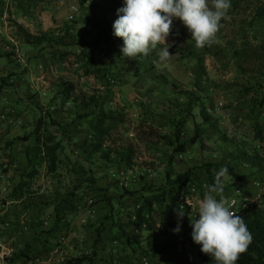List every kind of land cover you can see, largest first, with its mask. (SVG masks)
I'll return each mask as SVG.
<instances>
[{
	"label": "rangeland",
	"instance_id": "1",
	"mask_svg": "<svg viewBox=\"0 0 264 264\" xmlns=\"http://www.w3.org/2000/svg\"><path fill=\"white\" fill-rule=\"evenodd\" d=\"M23 2L25 0H4L3 4L0 3V48L15 50L20 58L17 63L9 58H0V74L27 68V73L21 79L0 89L1 263L58 264L69 256L94 249L95 264H144V257L148 262L152 259V263L161 264L162 258L170 255L191 262L197 244L192 240L189 218H174L170 211L155 205L157 211L152 213L149 225H138L132 218L136 203L134 196L122 194L124 188L140 192L142 187L158 186L164 181L169 146L162 136L171 135L168 118L181 115L180 109L187 100L182 95L184 90L199 92L218 126V131L211 128L210 135L204 134L201 143L189 145L186 153L174 158L173 174L196 166L194 174L198 180L195 184L199 189L185 197V204L188 205L185 208L186 217L198 213V202L210 186V173L205 170V163L220 160L229 163L225 155L229 154L233 144L249 148L253 145L254 115L249 113L251 96L243 95L241 87L259 61L249 55L243 59L241 36L247 32V38L254 44L264 37V21L257 20L251 29L248 27L255 8L264 5V0H241L232 17L217 33L216 42L203 49L195 47L187 28L179 19H174L167 40L171 45L169 52L174 56L164 64L159 63L155 52L136 59L123 57L121 49L114 48L112 42L113 48L108 46L110 38L106 37V42L99 45L101 51L95 54L100 60L113 57L114 68L108 74H115L112 75L117 79L114 83L102 75V71L85 75L82 61L76 64L75 55L60 60L56 54L47 59L46 65L41 63L37 66L39 59L31 58L36 50L19 47L22 46L18 34L21 25L34 34L47 31L62 36V45H57L56 49L58 52L70 49L72 39L65 32V24L71 23L68 18L72 13L71 5L80 9V0H36L33 6L27 3V10L21 11L18 4ZM120 3L123 6V0H88L83 12L87 13L93 8L96 13L86 18L85 32L79 25H75V30L93 41L96 33L100 32L101 12L96 11L98 5L105 7L106 18L114 22L118 18ZM78 12L75 16L79 15ZM105 46L109 47L112 55L107 51V55L102 52L106 50ZM61 78L75 84V94L79 97L86 96V100L94 95L96 103L103 105L106 112L117 118L115 124L109 121L113 126L104 144L113 150L111 161L104 160L101 151L92 154L89 148L82 146L89 127L86 123L81 124L80 119L75 123L73 120L70 122L74 113L69 105H65L54 113L59 120L62 119L63 124L70 125L68 132L71 140L60 154L62 161L55 175L47 173L45 167L40 168V173L30 181V192L16 197L18 193L15 187L26 166L23 156L25 142L16 141L6 148V141L22 136L33 128L40 113L34 102L46 106ZM148 79L156 82L146 85ZM255 90L252 89L254 95ZM218 101H222L223 105L217 112L215 107ZM16 108L22 110L19 115ZM196 120H200L198 115ZM188 123L191 129L194 128L191 120ZM191 134L192 131L187 137ZM128 148L133 153L130 165L126 161ZM247 172H250L248 167L240 166L234 173L240 176ZM226 180L233 184L230 190L224 187L227 199L238 186L251 200L264 193L262 171L250 175L241 183L229 176ZM104 189L111 196L115 222L125 228L133 239L129 244H124L125 237L121 241L113 240L117 229L111 224V219L104 218L109 209L106 201L101 199ZM65 199L75 204L77 209L56 224L54 206ZM261 207L264 208V205ZM178 224L180 231L174 232ZM153 233L157 236L148 244L147 238ZM26 244L30 247V256L20 253L25 250ZM150 245L160 248L161 255L157 253L153 256ZM179 245L183 248L180 253L177 251ZM133 248L137 251L133 252ZM32 254L37 257L32 258Z\"/></svg>",
	"mask_w": 264,
	"mask_h": 264
},
{
	"label": "trees",
	"instance_id": "2",
	"mask_svg": "<svg viewBox=\"0 0 264 264\" xmlns=\"http://www.w3.org/2000/svg\"><path fill=\"white\" fill-rule=\"evenodd\" d=\"M34 1L36 2V0H25V2L19 3L18 7L21 11H26L27 3H30L29 6H33L35 4ZM240 1L241 0H231L232 6L228 12L230 17H232V13L236 10ZM0 3L3 4L4 0H0ZM85 3H88V0H80L81 7L78 9L82 13L77 10L72 14L71 18L68 17L71 23L65 24V32L72 39L70 42V45L72 44L70 49L66 48V50L62 52H58L56 49L57 45H62V36H57L54 33L47 31H41L34 34L21 25H19L20 32H18V34L21 38L22 46L19 47L20 49L29 47L36 50V53L33 54L31 58L39 59V62L37 61V66L41 63L46 65L47 59L53 56L55 57L56 54L60 56V60L69 55H75V63L78 64L82 61V69L85 75L102 71V75H106L107 79L114 83L117 79L112 75L115 74H108V71L114 68L113 57L111 56V59L109 60H100L96 54L101 51L99 45L100 43L106 42L108 39L106 37L110 38L108 39L110 41L109 45H107L112 47V42V44L115 45L114 48L121 49L123 46V40L122 38L114 36L113 23L108 21L103 23L100 30L101 33H96L93 41L87 40V37H85L83 33L75 30V25L83 27L84 32L86 30V25H81L79 23L80 20L82 23ZM103 9H105V7L101 6L97 11L102 14ZM90 10L91 11L89 12H94L95 9L90 8ZM77 12L79 15L75 16ZM228 20H222L221 24L224 25ZM257 20L264 21V5L255 8L254 14L248 22V27L252 28L254 22ZM221 29L222 27L220 30ZM247 37H249L247 32H244L241 36L243 45L241 56L244 59L245 55H249L255 57L259 61L255 70L251 72L250 76H248L245 81L246 83L242 84L241 87L243 95L251 96L249 113L254 115L252 121L254 141L250 148L247 146H240L238 143L233 144L229 154L225 155L229 160V163H225L223 160H220L219 162L205 163V170L210 173V185H213L215 182V174L225 166L229 170L230 179H236L239 183L243 182L252 174L260 171L264 172V145H262V141H264V123H262V119H264V112H262V110H264V37H261L256 44ZM254 37L258 38L257 36ZM116 42L118 44H115ZM78 45L80 48H78ZM108 46H105L106 50L102 52L105 53L107 51L112 55ZM73 48H78V50ZM105 54L107 55V53ZM237 55H239V52H237ZM0 58H9L16 63L18 60L20 61L15 50L7 51L0 48ZM243 59L241 58V61H244ZM26 73L27 68L23 67L21 70H11L5 75L0 74V89L5 88L7 84H14V81L21 79ZM75 88V84L71 81L63 78L59 79L56 83L54 92L50 94L46 106H43L40 102H34L36 109H38L40 113L33 128L22 136H16L12 140L6 141V148L10 147L16 141L22 140L25 142L23 156L26 166L15 187L18 193L16 197H22L24 193L30 192V181L40 173V168L45 167L47 173L55 175L59 163L62 161L60 154L65 150L67 143L71 140V135L68 132V127L70 125L63 124L62 119L59 120L54 113L55 110L60 111L65 105H69L74 113L71 114L73 115V118L70 119V122L73 120L75 123V121L80 119L82 122L81 124L85 125L86 123L89 127V133L85 135L82 146L89 148V151L92 154L101 151L102 158L111 161L110 154L113 150L104 144L106 135L112 128L113 123L115 124L117 121V118H114L111 114L106 112L103 105L97 104L94 95H90L85 100L86 96L82 95L79 97L78 94H75ZM253 88L256 89L255 95L252 92ZM182 95H184L187 100L184 107L180 109L181 115L168 118V122L172 127L171 135L162 136L167 139L169 146L164 181L158 186L150 185L142 187L140 192L124 188V194L122 195L134 196V200L136 201L132 218L138 225H149L152 213L157 211L155 205H158L159 208H163L164 211H170L174 218H180L178 212L180 208L183 207L184 216L181 219L189 218L188 216L186 217L185 213V208L188 207V205L185 204V197L189 195L191 191L199 189L197 184H195L197 183L196 179L198 180V178H196L198 176L194 174L196 166L190 167L183 172L173 174L172 164L177 155L187 152L189 145L201 143L204 134L205 136L210 135L209 130L211 128L218 131V126L214 116L209 114L206 104L202 100L199 92L184 90ZM78 97L82 99H79ZM106 97L107 95L104 96V98ZM19 101H23V99H19ZM176 105L180 106L179 103H176ZM80 108L82 109L81 111L79 110ZM16 110L18 113L17 115L22 111L17 108ZM197 115L200 117L199 121L196 120ZM189 120L193 123L194 128L192 129L188 123ZM109 121H113V123L110 124ZM190 131H192V134L187 137ZM132 154V151L128 148L126 151V161L129 165L132 163ZM240 166L248 167L250 172L243 173L240 176L236 175L234 173L235 169H239ZM90 181L93 182L92 179ZM232 185L233 184L228 180L225 181V188H227V190H230V186ZM136 193L138 194L135 195ZM101 195V199L105 200L109 206L108 212L105 213L104 218L111 219V224L117 229V233L114 234L113 240L121 241L125 237L124 244L131 243L133 239L129 237L125 228L120 224H117L113 218L114 206L111 201V196L105 189L101 192ZM261 203H264V193L260 194L258 198L250 200L246 207L239 205L235 209V212L244 218V221L253 236V242L249 246L247 252L240 256L237 264H264V208L259 206ZM76 209V205L69 200L65 199L63 202H61V200L58 201L54 206L55 223H59L67 217L68 213H71ZM190 218L193 220L198 219V213L190 216ZM156 236L157 235L154 233L150 234L147 238L148 244H151ZM97 241L98 240H96L95 243ZM149 248L153 256L157 255V253L160 255L162 253V250L158 247L150 245ZM200 248L201 246L197 244L196 255L191 262L183 260L177 255H170L162 258L161 264H216L209 255L203 254ZM29 250L30 247L26 244L25 250H22L20 253L23 256H30L28 254ZM136 251L137 249L135 250V248H133V252ZM142 251L147 250L142 249ZM33 257L35 258L37 255L32 254V258ZM145 259H147V257ZM95 260L96 250L94 249L91 252H82L77 255L69 256L58 264H95ZM152 262L153 260L151 259L150 262L147 261L146 264H154Z\"/></svg>",
	"mask_w": 264,
	"mask_h": 264
},
{
	"label": "clouds",
	"instance_id": "3",
	"mask_svg": "<svg viewBox=\"0 0 264 264\" xmlns=\"http://www.w3.org/2000/svg\"><path fill=\"white\" fill-rule=\"evenodd\" d=\"M231 6V0H123L113 24L114 36L123 40V57L136 59L155 52L159 63L164 64L174 56L167 42L174 19H179L187 28L195 47L203 49L216 42L217 33L223 27L221 21L230 19ZM229 175L226 166L215 174L214 184L208 186L198 202L199 218L189 217L192 240L216 264H237L253 242L244 218L231 210L234 202L230 203L224 196ZM178 216H184L183 207ZM173 231H180L179 224Z\"/></svg>",
	"mask_w": 264,
	"mask_h": 264
},
{
	"label": "built area",
	"instance_id": "4",
	"mask_svg": "<svg viewBox=\"0 0 264 264\" xmlns=\"http://www.w3.org/2000/svg\"><path fill=\"white\" fill-rule=\"evenodd\" d=\"M70 9H71L72 13L69 15V18H71L72 14L78 10V7L76 5H74V4H72ZM222 105H223V102L222 101H218L217 104H216V107H215V111L218 112L220 110V108L222 107ZM113 175H115L114 172H113ZM258 197H259V195L256 198H258ZM228 200L230 201V203L234 202V207L231 210H233L235 212V209L239 205H241L243 207H246L251 199L248 198L246 195H244V193L242 191V187H237L234 190V194L231 197H229ZM262 205H264V204L261 203L259 206H262ZM177 251L178 252L182 251V246L181 245L178 246ZM195 255H196V253H195ZM195 255L192 257V260L195 258ZM143 261H144V264L147 263V260L145 258H143ZM0 264H5V263H1V258H0Z\"/></svg>",
	"mask_w": 264,
	"mask_h": 264
},
{
	"label": "crops",
	"instance_id": "5",
	"mask_svg": "<svg viewBox=\"0 0 264 264\" xmlns=\"http://www.w3.org/2000/svg\"><path fill=\"white\" fill-rule=\"evenodd\" d=\"M95 3H97V2H95ZM85 5H87V3H85ZM102 5V4H101ZM101 5H98V9H100L101 8ZM120 7H122L121 6V3H120V6H119V8ZM85 9V8H84ZM98 9H96V11L98 10ZM99 12V11H98ZM105 12V10L102 12V17L100 18L101 20H100V24L98 25V27H99V30H98V32L101 30V27H102V25H103V23L104 22H111V23H113L114 24V22H112V21H109L107 18H106V13H104ZM96 12H95V10H94V12H87V13H85V12H83V17H82V23H81V25H86V23H87V21H86V18H89V16H93L94 14H95ZM87 26V25H86ZM94 26V25H93ZM79 27H80V25H79ZM95 27V26H94ZM152 78V77H151ZM156 82V80H153V79H151L150 81H149V79H148V82H146L145 84L146 85H148V84H153V83H155Z\"/></svg>",
	"mask_w": 264,
	"mask_h": 264
}]
</instances>
